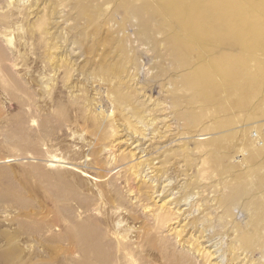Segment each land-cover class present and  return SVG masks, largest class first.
Instances as JSON below:
<instances>
[{
	"label": "rangeland",
	"instance_id": "rangeland-1",
	"mask_svg": "<svg viewBox=\"0 0 264 264\" xmlns=\"http://www.w3.org/2000/svg\"><path fill=\"white\" fill-rule=\"evenodd\" d=\"M186 1L0 0V264H264V38L181 14L264 0Z\"/></svg>",
	"mask_w": 264,
	"mask_h": 264
},
{
	"label": "bare ground",
	"instance_id": "bare-ground-1",
	"mask_svg": "<svg viewBox=\"0 0 264 264\" xmlns=\"http://www.w3.org/2000/svg\"><path fill=\"white\" fill-rule=\"evenodd\" d=\"M169 1H170V3H173L176 0H169ZM177 1L179 2L180 0H177ZM250 2L251 1L246 2V3L244 2L245 4L243 6H245V9L240 14H239V12L242 10L241 6H240L241 10L239 9L240 11H238V13L230 11L232 9V8L230 9V7H231L230 5L231 4L226 5L225 10H222L219 7L220 3L218 1L211 2L209 4H206V2H203L200 5L190 6V7L187 5L186 7H184V9H182L183 7L181 6L182 7L181 8V14L184 17V28L183 29L190 34V37H193V39H194L193 43L197 47V49L200 50V52H199L200 55H202V56L206 55L208 49L214 50V48H215L214 45L218 44V42H216V41H219V38L220 39L222 38V37L218 36L219 32L222 29H223L222 31H225V30L227 31V28L219 27V29H220V31H219L217 28H215V26L213 27L211 25L210 26L206 25L205 20L207 19L208 15L210 13L213 14L214 17H217V18L221 19V20H219V21H221V26H222V23L227 22V25H228L227 27L229 28V32L230 33H233V35L236 34V36L237 35L241 36V40H239V41L237 40V43L239 42V44H238V47L240 48V49L238 48L239 50L242 49V50L248 51V52H250V51H252V52L254 51L255 52V50L257 52V51L261 50V48L259 50H257L259 48V46H254L255 44L253 45V41L252 40H254V42H255V40L258 42V41L263 40L262 38H264V31H263L264 30L263 29L264 28L263 27L264 21H261V18H262L261 16H263V15L261 14L262 12H260V11L264 10L263 9V4L260 3L259 1L258 2L260 4H256V5H255V3L254 4L253 3L250 4ZM186 4H187V1H186ZM173 5H175V4H173ZM232 6H234V5H232ZM237 10H238V7H237ZM263 19H264V17L262 18V20ZM262 22H263V24H262ZM224 25H225V23H224ZM261 25H262L263 28L261 27ZM213 28H215L216 30L219 31L218 34H217V31L215 29H213ZM226 31H225V33L223 32V34H226ZM227 33H228V31H227ZM220 34H222V33H220ZM233 35H231V36L235 37ZM228 36H230V35H228ZM214 38H216V39H214ZM207 41L213 43V45L208 46L211 43L208 42L209 43L208 44ZM250 42L252 43L253 46H250L251 45ZM187 44H189V43H187ZM190 44H192V43H190ZM190 44H189V46H191ZM206 44H208V45H206ZM234 44H236V43L234 42ZM185 47H186V45L184 46V48ZM191 49H193V48H191ZM212 50H210V51H212ZM252 54H255V53H252ZM222 56L223 55H221V57ZM243 56H244V54H243ZM206 57H208V56H206ZM209 58H212V57H210V55H209ZM216 58H215V60H216ZM219 59L216 60V61L212 59L209 62V64L206 62L208 66L206 65L205 62H204L205 65L200 63V65H203L202 67H198L197 66V68L199 70H201V72L204 73V76H202L199 79V81L201 82V84H203L205 86H208V84H210L212 82L213 78H220L222 80V86H223L224 89L225 88L227 89L228 87H232L233 85H235V88H237L238 87V85L236 84L237 83V79H238V77L239 78H243V77H240V75H239V74H241V76H243L242 75L243 71H242V73H238V72H241V69L239 71H237L238 69L236 70L237 74L239 76L236 75V73L231 72L230 70L229 71H223L219 67L220 66L219 65V61H221L222 58H221V60H219ZM223 59H224V57H223ZM234 60H235V69H236V63H238L236 61H238L240 59H238V60L234 59ZM244 60H242V61H244ZM222 61L220 62V64H223ZM242 61H240V62H242ZM223 65H225V64H223ZM232 65H234V64L232 63ZM241 66H244V65L241 64ZM237 68H241L240 64H239V67H237ZM260 91H261V88H260ZM241 92H242V90H241ZM238 99H240V97ZM241 102H242V100H241Z\"/></svg>",
	"mask_w": 264,
	"mask_h": 264
}]
</instances>
